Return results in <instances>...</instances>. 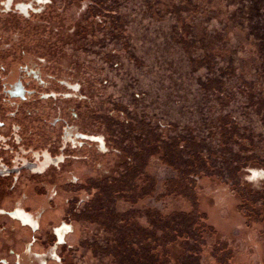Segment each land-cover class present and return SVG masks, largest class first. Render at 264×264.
Segmentation results:
<instances>
[{"label":"flooded vegetation","instance_id":"af4514ba","mask_svg":"<svg viewBox=\"0 0 264 264\" xmlns=\"http://www.w3.org/2000/svg\"><path fill=\"white\" fill-rule=\"evenodd\" d=\"M104 5L0 0V264H236L237 246L222 240L202 209L181 197L184 187L194 190L192 177L181 172L195 161L169 164L160 146L149 152V162L179 174L169 195L147 180L146 163L131 179L130 140L121 120L114 112L103 114V98L99 109L83 81L71 79L77 69L62 60L60 35L88 37L99 18L115 15ZM119 108L113 110L121 117ZM112 121L118 123L114 131ZM140 189H147L145 199L183 201L190 209L148 207ZM122 202L148 208L120 211ZM251 204L248 226L264 216ZM133 223L141 233L133 234Z\"/></svg>","mask_w":264,"mask_h":264},{"label":"rangeland","instance_id":"374dc122","mask_svg":"<svg viewBox=\"0 0 264 264\" xmlns=\"http://www.w3.org/2000/svg\"><path fill=\"white\" fill-rule=\"evenodd\" d=\"M105 1L103 10L115 15L99 18L88 37L71 38L62 60L77 69L71 79L83 81L98 108L103 98L102 113L121 120L130 140L131 179L148 164L147 180L169 195L179 174L149 162V152L160 146L164 161L198 160L187 176L195 182L194 208L202 209L222 240L237 246L236 264H263L264 216L262 226H248L252 208L241 209L236 195L264 209V178L246 179L253 170L264 172V0ZM117 124L110 122L111 131ZM223 126L238 141H221L215 132ZM146 190H136L143 205L190 209L183 201L145 199ZM146 206L122 202L118 209ZM130 229L142 232L134 223Z\"/></svg>","mask_w":264,"mask_h":264},{"label":"trees","instance_id":"16d2710c","mask_svg":"<svg viewBox=\"0 0 264 264\" xmlns=\"http://www.w3.org/2000/svg\"><path fill=\"white\" fill-rule=\"evenodd\" d=\"M247 35H248V33H247ZM254 46H257V44H254ZM257 48H258V46H257ZM214 50H219L217 47H215V49ZM231 133H232V131L230 132V130H229V128L228 127H226V126H223L222 127V129H218V132H215V135L216 134H219V137H220V139H221V141H224L225 143L226 142H228V143H230V142H236V141H238V138H237V135H233L230 139H229V137H230V135H231ZM214 134V133H213ZM167 162V161H166ZM167 163H171V162H167ZM194 164H196V167L194 168V164H193V168H184L183 170H182V172H183V176H184V178L185 179H187L188 177V175H189V173H188V171H190V170H196L197 168H198V166H199V161L197 160L196 162H193ZM249 164V163H248ZM206 166H207V164H205ZM209 166V165H208ZM258 166V165H257ZM206 168V167H205ZM211 168V167H210ZM190 174H193V173H190ZM191 183H192V185L195 187V182H194V180H192L191 181ZM226 183H230L229 181H226ZM234 184V183H233ZM239 184V183H238ZM238 184H234V185H238ZM194 192V190L192 191V192H190V191H187L186 190V188L184 187L183 188V191H182V193H181V197L185 200V202H189V204H191V206L194 208V202H192V200H191V198H192V193ZM238 196L240 197V200H241V209H242V207L243 208H245L246 206H248L249 208L251 207H253V205L251 204V202L250 201H248V200H246L247 198H245L243 195H240V194H238ZM245 209H247V208H245ZM258 210V212H259V210L260 211H262V212H264V209H257ZM253 212H251V214H252ZM254 213H256L255 211H254ZM260 213V212H259ZM250 221H251V219H250Z\"/></svg>","mask_w":264,"mask_h":264},{"label":"water","instance_id":"95a60500","mask_svg":"<svg viewBox=\"0 0 264 264\" xmlns=\"http://www.w3.org/2000/svg\"><path fill=\"white\" fill-rule=\"evenodd\" d=\"M68 15H70V17H71V20H74V18L77 16L76 15V12H75V10H73V11H70V12H68ZM31 26H32V24H31ZM65 37H67V36H62V35H60V38H63V40H61V39H59V42H60V40L61 41H63L64 43H66V44H64L63 45V52H65V50H66V48H67V45H68V43H69V40L68 39H66ZM54 38H55V36H54ZM57 38V37H56ZM64 39L65 40H67V41H64ZM61 44V43H60ZM58 52H60L61 53V50L59 49V44H58ZM59 54V53H58ZM60 55V54H59ZM58 58V57H57ZM264 264V263H263Z\"/></svg>","mask_w":264,"mask_h":264},{"label":"clouds","instance_id":"9594fccd","mask_svg":"<svg viewBox=\"0 0 264 264\" xmlns=\"http://www.w3.org/2000/svg\"><path fill=\"white\" fill-rule=\"evenodd\" d=\"M258 178H264V172L253 170L251 176L246 177V179L251 181H256Z\"/></svg>","mask_w":264,"mask_h":264}]
</instances>
